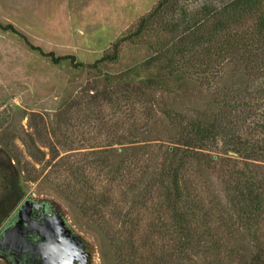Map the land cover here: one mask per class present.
<instances>
[{
    "label": "rangeland",
    "instance_id": "obj_1",
    "mask_svg": "<svg viewBox=\"0 0 264 264\" xmlns=\"http://www.w3.org/2000/svg\"><path fill=\"white\" fill-rule=\"evenodd\" d=\"M158 1L0 0L1 25H12L45 54L71 55L85 66L54 65L25 40L0 29V205H9L15 195L53 201L86 240L91 264H154L155 254L163 255L162 264H214L216 258L241 264L239 255L264 245V208L248 221L238 196L251 181L262 187L264 156L239 157L231 151V136L238 124L245 133L264 122V92L254 94L264 91V71L251 75L257 65L244 69V63L242 68L223 62L208 80L192 76L184 84L172 82L138 102L115 79L154 55L153 35L123 47L116 62L91 68ZM185 1L193 9L203 4L219 8L229 0ZM253 23L245 18L230 29L250 37ZM196 113L214 116L220 126V134L203 148L208 159L217 157L216 163L188 173L192 195L202 202L196 218L207 216L213 237L210 243H193L187 260L169 259L164 253L169 234L147 223L169 217L159 187L166 165L162 155L181 133L179 119ZM256 137L264 147V135ZM35 147L45 155L39 163ZM96 152L102 155L92 156ZM74 161L79 173L70 170ZM135 182L138 188L130 192ZM91 191L108 197L96 216L83 205L82 195Z\"/></svg>",
    "mask_w": 264,
    "mask_h": 264
},
{
    "label": "trees",
    "instance_id": "obj_2",
    "mask_svg": "<svg viewBox=\"0 0 264 264\" xmlns=\"http://www.w3.org/2000/svg\"><path fill=\"white\" fill-rule=\"evenodd\" d=\"M186 3L185 0H159L157 5L139 20L135 28L114 42L109 53L98 59L91 68L98 69L99 65L116 62L123 47L140 44L153 35L156 38L154 55L138 67L116 75L115 79L121 85L123 92L134 94L132 98H137L138 102L145 100L147 95L165 90L164 88L172 82L184 84L186 80H192V76L204 77L208 80V77L213 75L211 72L223 62L226 65L240 64L242 68L244 63V69L252 64L257 65L251 75L264 71V0H229L219 8L203 4L191 9ZM245 18L254 20L250 37L232 33L230 28L238 27L237 25ZM0 29L27 42L24 35L12 25L0 24ZM27 45L41 56L48 58L54 65L68 62L75 70L85 68L84 65L76 62L74 56L57 57L53 53H43L28 42ZM208 84L211 85V82ZM129 86L132 87L131 92L128 90ZM263 92L260 90L254 94L259 95ZM129 98V95L124 97L125 100ZM226 105L228 106L224 103L225 107ZM165 116L173 120L170 114L167 113ZM179 127L181 133L165 148L162 155L166 165L160 175L159 187L165 198L169 217L165 221L160 219L156 221L157 223L147 224L151 227L161 226L165 229V233L169 234V251L164 252L166 258L173 259L176 256L178 259L187 260V253H191L190 250L194 248L193 243L198 242L199 239H208L210 243L213 237V229L207 216L196 218V215L201 214L202 202L197 196L192 195L195 189L188 173L206 163H216L217 157L208 159L203 148L207 141L215 139L220 134V126L214 116L200 113L179 119ZM239 127L238 124L231 136L235 138L231 151L247 159L255 158L257 155L264 156V147L256 137V134L264 135V122L256 123L250 132L243 133ZM238 131L242 135L237 134ZM229 134L230 132L225 136L228 138ZM227 142H230L229 139ZM35 150L34 156L39 163L43 161L45 155L39 148L35 147ZM95 155L100 156L102 153H92V156ZM9 160L7 165H10ZM101 162L107 163V161ZM70 170L73 172L77 170L79 173L80 164L70 166ZM115 174L113 172L112 176ZM251 182L244 191L239 190L238 195L240 205L242 204V216L246 220H252L253 214L261 216L264 208L262 193L264 183L261 187ZM137 183L128 187V189L132 188L130 192H135L138 188ZM151 187H154V184L147 188ZM82 197L84 207L92 216L99 213L101 202L107 203L108 199L105 193L97 194L92 191L83 194ZM239 256L241 264H264V245H258L257 250H252L249 255ZM154 257L156 259L154 264L163 263V255L155 254ZM214 264L224 263L216 258Z\"/></svg>",
    "mask_w": 264,
    "mask_h": 264
},
{
    "label": "flooded vegetation",
    "instance_id": "obj_3",
    "mask_svg": "<svg viewBox=\"0 0 264 264\" xmlns=\"http://www.w3.org/2000/svg\"><path fill=\"white\" fill-rule=\"evenodd\" d=\"M7 166L6 164L5 167ZM10 200L12 202L9 205L8 202L0 205V237L6 228L14 226L19 207L24 202L29 201L30 203L34 202L38 207H33L30 213L25 214L24 227L39 225L42 229H50L54 235H62V242H66V248L61 255L55 256L56 258L53 259L51 258V253L49 256L42 254L44 252L34 254L29 249L33 248L35 243L38 242L39 247H45L46 245L40 235L34 236L29 233L27 235V243L23 244V247L19 250L10 249L5 252L0 250V262L2 264H91L92 255L86 240L78 235L68 222V226L59 229L58 220L56 219L59 216L57 204L48 199H36L33 195L24 197L15 195ZM42 206H44V210H38ZM56 238L58 239L59 237L56 236ZM49 258L51 259L49 260Z\"/></svg>",
    "mask_w": 264,
    "mask_h": 264
},
{
    "label": "water",
    "instance_id": "obj_4",
    "mask_svg": "<svg viewBox=\"0 0 264 264\" xmlns=\"http://www.w3.org/2000/svg\"><path fill=\"white\" fill-rule=\"evenodd\" d=\"M33 207L38 206H36L34 202L30 203L29 201L24 202L19 207V209L17 210V219L14 226L6 228L2 232V235L0 237V250L2 252L8 251L10 249L15 251L19 250L23 247V244L27 243V235L30 233L34 236L40 235V237L44 239V244L46 246L39 247L37 242L33 245V248L29 250H32L34 254H38V252H44L42 254H46V256H49V254L51 253V258H56L55 256L61 255L66 248V242H62V235H54L52 230L46 228L42 229L39 225H36L35 227L32 225H29L26 228L24 227L25 214L30 213ZM38 210L43 211L44 206L39 207ZM58 211L59 216L56 219L58 220L59 229H62L68 226V224L66 217L59 206ZM56 236H58L59 238L57 239ZM51 258H49V260Z\"/></svg>",
    "mask_w": 264,
    "mask_h": 264
}]
</instances>
